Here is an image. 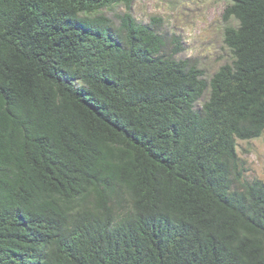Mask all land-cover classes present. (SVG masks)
Returning <instances> with one entry per match:
<instances>
[{
    "label": "trees",
    "instance_id": "16d2710c",
    "mask_svg": "<svg viewBox=\"0 0 264 264\" xmlns=\"http://www.w3.org/2000/svg\"><path fill=\"white\" fill-rule=\"evenodd\" d=\"M130 1L0 0V264H264V0L209 80Z\"/></svg>",
    "mask_w": 264,
    "mask_h": 264
},
{
    "label": "rangeland",
    "instance_id": "374dc122",
    "mask_svg": "<svg viewBox=\"0 0 264 264\" xmlns=\"http://www.w3.org/2000/svg\"><path fill=\"white\" fill-rule=\"evenodd\" d=\"M230 0H131V13L142 24L151 18L160 19L154 30L172 48L171 41L178 40L182 48L177 58L191 60L209 78L232 56L223 42L226 26H236L235 20H222ZM124 3L104 9L109 18L126 12ZM236 152L245 169L242 181L260 180L264 183V132L256 139L236 141Z\"/></svg>",
    "mask_w": 264,
    "mask_h": 264
}]
</instances>
